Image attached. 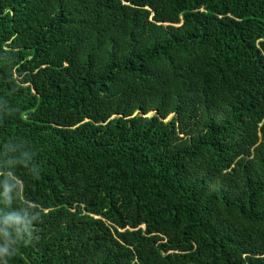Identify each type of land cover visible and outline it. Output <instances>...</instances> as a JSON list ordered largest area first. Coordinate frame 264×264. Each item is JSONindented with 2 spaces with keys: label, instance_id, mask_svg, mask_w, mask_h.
Listing matches in <instances>:
<instances>
[{
  "label": "trees",
  "instance_id": "16d2710c",
  "mask_svg": "<svg viewBox=\"0 0 264 264\" xmlns=\"http://www.w3.org/2000/svg\"><path fill=\"white\" fill-rule=\"evenodd\" d=\"M0 264H264V0H0Z\"/></svg>",
  "mask_w": 264,
  "mask_h": 264
}]
</instances>
